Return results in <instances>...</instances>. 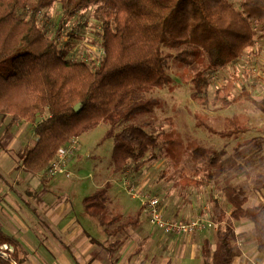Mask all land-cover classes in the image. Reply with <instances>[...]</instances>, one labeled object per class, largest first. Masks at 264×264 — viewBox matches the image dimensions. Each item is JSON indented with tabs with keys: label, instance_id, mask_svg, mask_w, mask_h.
<instances>
[{
	"label": "trees",
	"instance_id": "trees-1",
	"mask_svg": "<svg viewBox=\"0 0 264 264\" xmlns=\"http://www.w3.org/2000/svg\"><path fill=\"white\" fill-rule=\"evenodd\" d=\"M55 1L0 0V117L34 127L38 139L23 156L26 171L47 170L61 146L101 123L109 124L106 136L115 141L114 172L130 170L134 163L140 166L159 147L162 136L131 120L152 113L158 99L150 93L174 82L167 69L175 55L165 47H183L194 57H207L206 65L193 74L192 100L203 107L228 108L246 96L264 114V96H252L246 88L235 96L236 81L231 78L212 99L207 95L211 78L243 60L256 46L259 31H264V0H59L70 16L94 7L95 40L101 51L96 60L70 53L72 44L64 39L62 25L54 36L49 35L41 19ZM176 56L186 59L182 51ZM195 117L199 127L222 137L238 139L253 129L242 124L238 114L225 117L226 129L212 127L199 114ZM257 129L262 133L240 143L229 156L226 149L198 146L191 158L194 164L205 163V178L220 191L224 205L232 208L230 218L254 223V236L264 250V207L245 206L252 190L264 189V170L246 169L256 158L264 163V127ZM171 160L179 162L176 157ZM239 173L250 184L236 185ZM109 188L107 182L83 199L86 211L101 222H106ZM220 212L214 219L219 223L217 246L209 249L205 264H226L240 253L233 245V223L226 211ZM4 243L15 249L8 251V257L0 255V264H23L15 241L0 232V246Z\"/></svg>",
	"mask_w": 264,
	"mask_h": 264
},
{
	"label": "rangeland",
	"instance_id": "rangeland-1",
	"mask_svg": "<svg viewBox=\"0 0 264 264\" xmlns=\"http://www.w3.org/2000/svg\"><path fill=\"white\" fill-rule=\"evenodd\" d=\"M41 22L48 28V33L51 36H54L58 26L62 25L64 39L71 42L72 49L70 53L74 54V56L89 60L99 58L101 51L95 40L98 28L94 16V7L85 8L70 16L65 13L61 2L57 0L46 10ZM69 33H75V39H72ZM165 51L175 55L169 60L167 69L174 78V82L150 93V95L158 99V103L152 113L137 115L131 120L132 124L142 126L149 133L158 134L161 132L162 137L159 138V147L153 151L151 150L140 166L136 168L137 164L134 163L133 168L129 171L127 170L128 173L125 170L119 172L122 173V175H119L118 172H114V138L106 136L109 124L101 123L94 129L78 136L80 150L75 154L77 158L72 161L70 167L68 164L70 175L59 173L47 176V181H50L51 185L54 187L60 186V189L65 191H57L58 199L64 204V209L72 204L75 209V216H79L81 222L85 225L88 222L91 233L99 240H103L106 235V225L104 226L100 222L99 216L92 213L87 214L88 212L82 203L83 196L93 192L99 181L103 184V182L114 176L119 179L114 183L115 189H112L111 194L115 195V200H118L120 204L126 205L124 213L121 212L119 214H125L126 219L136 218L141 209L145 213L141 199L136 196L134 198L128 189L125 188L126 178L130 180L132 185L143 186L146 192L159 196L161 202H173L174 204L168 203L166 206L165 212L169 218L174 210V208L170 209L171 205L178 206L183 204L191 208L193 204L198 210L203 205L204 199H206L203 198L205 194L201 191V189H205V186L200 182H204L201 179L202 177L203 179L205 178L204 174L207 171V167L205 163H193L191 158L193 149L198 146L226 149L229 156L240 143L262 133L257 128L264 127V114L246 96L234 101L228 108H221L219 104L203 107L191 99L193 74L206 65L207 57H194L190 52H185L183 47L178 49L165 47ZM181 51L186 56L185 60H181L176 56ZM243 60H238L234 64L221 69L211 78L207 90V95L210 99L215 96L217 90L229 78L236 81V87L233 90L235 96L242 94L244 88L252 96H259L261 89H264V86H262L264 82L262 77L264 75V48L246 54ZM252 75H255V78ZM195 114H199L216 129L228 128L225 117L238 114L241 123L251 125L253 129L242 134L238 139L222 137L209 132L204 127H199L196 123ZM169 118L172 123H169ZM168 151L171 156L167 155ZM152 153H155L154 158H152ZM171 157L178 158V164L173 162ZM258 162L259 159L256 158L251 164L246 165L254 172H257L260 170ZM236 165L237 163L234 164L233 170H236ZM192 181L197 182V184H193ZM108 206L105 213L110 215L111 210H113L116 215L117 212ZM200 210L202 211L203 207L196 211L197 216L203 214H199ZM43 215H40L42 216L41 219L45 218V214ZM35 219L26 218L24 220V228H29L27 231L37 240L38 244L46 246L44 241L46 235L43 234L39 228V222ZM52 224L55 223L52 221L50 223L47 222L50 228H52ZM62 237V241L65 244H70L65 234ZM54 242L62 248V242L58 240H54ZM72 245L75 246L74 243ZM41 249L35 250L39 254ZM71 250L79 261L85 258L82 254H76L75 249L69 246L68 251L71 252ZM50 252L52 251L47 252L48 255L42 252L43 259L47 262L56 260V257L51 255ZM37 257L42 261L39 255Z\"/></svg>",
	"mask_w": 264,
	"mask_h": 264
},
{
	"label": "crops",
	"instance_id": "crops-1",
	"mask_svg": "<svg viewBox=\"0 0 264 264\" xmlns=\"http://www.w3.org/2000/svg\"><path fill=\"white\" fill-rule=\"evenodd\" d=\"M259 33L260 38L251 53L264 48L263 29ZM252 76L255 78V75ZM262 77L264 78V75ZM262 96L264 89H261L258 97ZM37 139L34 127L30 123L13 121L10 116L0 117V232L15 241L18 253L23 258V264H205L211 254L209 249L213 251L217 246L216 231L219 223L214 219L218 218L221 209L227 212L228 219L233 223L236 235L233 245L240 250V253L232 255L226 264H264V250L260 248L254 236V223L246 218L231 219L232 208L224 205L222 195L214 188L213 182H208L203 177L201 180L204 182L200 183L205 189L201 191L205 194L203 198L206 199L200 208L203 207L205 212L200 210L199 214H203L197 216L196 211L200 208L197 210L193 204L191 208L183 204L171 205L170 209L174 208V210L170 218L190 220L196 216L204 217L217 223V227L188 235L168 234L155 229L142 209L134 219H126L125 214L119 215L126 210V205L120 204L115 200V195L111 194L112 189H115L114 183L119 179L114 176L103 184L99 181L95 190L107 182L110 183L108 193L111 200L108 207L117 212L115 215L111 210L110 215L105 213L106 222L100 220L104 226L106 225L107 232L104 239L99 240L91 233L89 223L85 225L79 216H75L72 204L64 209V204L58 199L57 191H65L60 189V186L54 187L50 181H47L49 175L46 170L38 174L25 170L22 163L23 156L34 146ZM76 158L77 155H74L69 159V167ZM257 164L260 170L256 173L262 172L264 163L259 160ZM246 169L251 170L248 165ZM127 179L124 183L126 189ZM234 182L238 186L250 184L244 173H239ZM168 203L162 202L165 215ZM171 203L173 202L169 204ZM245 206L264 207V189L252 190ZM43 214L45 218L41 219L40 215ZM26 218L39 222V228L46 235L44 239L46 246L38 244L27 231L29 228H24ZM50 221L55 223L52 224V228L47 225ZM63 234L70 244L67 245L62 241ZM54 240L62 242L63 249ZM69 246L75 249L76 254H82L85 258L81 261L76 259L74 252L68 251ZM39 248L42 249L38 254L36 250ZM48 251H52L50 253L56 257V260L47 262L43 259V254L48 255ZM38 255L42 261L37 257Z\"/></svg>",
	"mask_w": 264,
	"mask_h": 264
},
{
	"label": "built area",
	"instance_id": "built-area-1",
	"mask_svg": "<svg viewBox=\"0 0 264 264\" xmlns=\"http://www.w3.org/2000/svg\"><path fill=\"white\" fill-rule=\"evenodd\" d=\"M80 150L78 137H72L66 144L61 146L46 170L48 175L63 174L70 175L68 170L69 159ZM128 191L136 197H140L143 210L147 214L151 225L163 233L188 235L209 228H216L217 223L209 218L196 217L191 220L169 218L164 214L162 202L159 196L152 195L143 186H134L127 180ZM13 247L7 243L0 246V255L8 257V251Z\"/></svg>",
	"mask_w": 264,
	"mask_h": 264
},
{
	"label": "water",
	"instance_id": "water-1",
	"mask_svg": "<svg viewBox=\"0 0 264 264\" xmlns=\"http://www.w3.org/2000/svg\"><path fill=\"white\" fill-rule=\"evenodd\" d=\"M80 107H81L80 104H77L76 105V110L79 111L80 110Z\"/></svg>",
	"mask_w": 264,
	"mask_h": 264
}]
</instances>
